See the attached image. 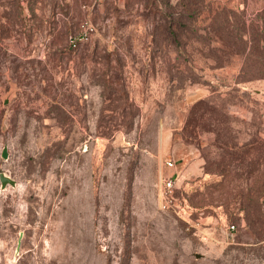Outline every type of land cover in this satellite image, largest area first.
Masks as SVG:
<instances>
[{
  "label": "rangeland",
  "instance_id": "1",
  "mask_svg": "<svg viewBox=\"0 0 264 264\" xmlns=\"http://www.w3.org/2000/svg\"><path fill=\"white\" fill-rule=\"evenodd\" d=\"M180 3L0 0V264H264V0Z\"/></svg>",
  "mask_w": 264,
  "mask_h": 264
},
{
  "label": "trees",
  "instance_id": "2",
  "mask_svg": "<svg viewBox=\"0 0 264 264\" xmlns=\"http://www.w3.org/2000/svg\"><path fill=\"white\" fill-rule=\"evenodd\" d=\"M180 2V9L176 10L177 14L185 15L187 18H193L196 16L198 12L197 0H180ZM166 4H168V1ZM174 13L175 12L172 11L170 12V15L173 16ZM167 27L174 31V28H172L170 24ZM203 109L206 111L205 108ZM224 145L225 147H228L225 143ZM231 161L232 160L230 158H226L225 160H220L213 164L217 167L218 174L222 176L221 181H224L229 175L231 170ZM208 166L206 169H210ZM240 202L249 226L258 234L259 237H261L264 235V211L261 209V204L264 203V182H262L261 186L258 188L250 187L245 195L242 196Z\"/></svg>",
  "mask_w": 264,
  "mask_h": 264
},
{
  "label": "built area",
  "instance_id": "3",
  "mask_svg": "<svg viewBox=\"0 0 264 264\" xmlns=\"http://www.w3.org/2000/svg\"><path fill=\"white\" fill-rule=\"evenodd\" d=\"M96 26L89 18H83L77 27V30L70 32L67 35V42L71 48H76L79 44L87 41L92 33L95 31ZM165 164L172 165L170 159H166ZM162 183V206L168 207L171 205L173 199V185L174 180L170 176H165L161 178ZM231 228H234L235 225L231 224Z\"/></svg>",
  "mask_w": 264,
  "mask_h": 264
},
{
  "label": "water",
  "instance_id": "4",
  "mask_svg": "<svg viewBox=\"0 0 264 264\" xmlns=\"http://www.w3.org/2000/svg\"><path fill=\"white\" fill-rule=\"evenodd\" d=\"M7 101V98H5L4 102ZM0 155L3 157V158H7L8 157V147L7 145H3L2 149H1V152H0ZM6 184H10L12 186H15L16 184V180L11 177L9 174H7L6 172L4 171H0V185H1V188H4L6 186ZM201 254L199 252H196L195 253V256H200Z\"/></svg>",
  "mask_w": 264,
  "mask_h": 264
}]
</instances>
